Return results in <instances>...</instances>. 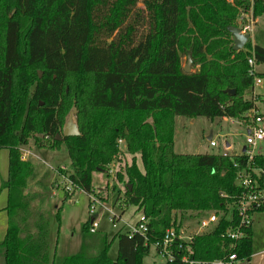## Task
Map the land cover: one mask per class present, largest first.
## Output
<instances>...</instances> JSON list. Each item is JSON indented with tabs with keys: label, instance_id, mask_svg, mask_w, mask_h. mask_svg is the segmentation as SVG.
I'll return each instance as SVG.
<instances>
[{
	"label": "trees",
	"instance_id": "obj_1",
	"mask_svg": "<svg viewBox=\"0 0 264 264\" xmlns=\"http://www.w3.org/2000/svg\"><path fill=\"white\" fill-rule=\"evenodd\" d=\"M248 12L263 15L264 0H0V148L7 150L0 264H143L149 251L138 233L116 231L89 243L87 219L79 226L78 250L66 256L49 248L44 218L34 214V233L24 230L32 208L23 189L33 168L20 159L19 147L30 138L37 148L65 147L67 178L84 193L93 171L106 173L120 154L129 155L120 212L132 206L148 219V242L180 224L183 212L225 214L163 264H184L180 256L187 251L202 260L223 254L220 235L236 223L234 177L245 155L175 153L173 118L240 120L252 108L245 94L258 74H248L246 59L264 65V46L247 40L234 51L227 31ZM70 109L78 135L64 137ZM254 158L262 164L261 155ZM61 208L54 213L57 232ZM112 240L115 260L107 255ZM229 251L247 263L249 228Z\"/></svg>",
	"mask_w": 264,
	"mask_h": 264
},
{
	"label": "rangeland",
	"instance_id": "obj_2",
	"mask_svg": "<svg viewBox=\"0 0 264 264\" xmlns=\"http://www.w3.org/2000/svg\"><path fill=\"white\" fill-rule=\"evenodd\" d=\"M234 23H235L234 27L238 28L242 34L248 35L247 40L249 41L250 45H253L255 41L257 42V44H259L261 37L264 36V14L253 17L251 16L250 12L239 13ZM59 56L60 57L62 56L61 52H59ZM183 65L184 62L182 61V66ZM39 73L40 72L37 71L38 75ZM261 87L263 88V85H261ZM252 91L254 92V89ZM260 100H264V98L260 96L258 101ZM71 111H72L71 109L68 110L65 116L66 118L68 117V114ZM260 114L264 117V111L263 112L260 111ZM261 121L264 122V118ZM261 121L259 123H261ZM214 125H216V122L214 120L209 121V119L207 120L205 118L198 117L194 120L192 124L189 125L186 124L185 128L183 129L184 134H182L180 138L185 142L186 141L194 142L201 137L202 130L206 131L208 128L210 129ZM235 126L234 125L227 126L226 123H221L220 131H222L221 134L222 133L228 134V136L225 139L233 143V149L235 151H238V147L242 145L244 140V131L238 125ZM217 135H219V138H216V140H217V144H219L218 146L220 147L218 149L219 151H221V146L223 145L222 140L224 138L220 134ZM123 145L124 143L122 144V146ZM32 146L36 147L33 144L32 139L30 138L28 139L26 145L20 146L19 148L28 151L27 148ZM218 149L211 147V150L214 152L218 151ZM253 152L254 153L264 152V143L262 145H260V143H257L253 148ZM41 154L45 157V158L41 157V159L46 169H45V174L41 179L39 185L36 186L38 187L36 190L38 194L37 193L35 194L39 196L41 201L44 200L42 204H44L43 209L46 211V217H44V219L47 223L45 228L47 227V231H48V236H47L48 246H50L49 248L52 249L57 256L70 255L77 251L80 244L79 226L86 219L88 220L87 198L84 192L77 189L75 190V187L72 186V190L69 192V195H67V200L70 199V201L63 202L62 198L65 192L63 186L68 185L67 180H65L66 179L65 176L67 177L68 174L70 173L69 161L65 147L63 145L59 146L58 149H54L50 152L43 151ZM130 158L131 157L125 153L120 154L118 161L116 163H110L111 165L108 166V169L111 168L112 172L110 173L108 172L107 175L106 173L101 171L92 172L90 178L91 188L96 190L94 191L95 192L94 194L100 196V199L104 204L106 210L101 208L97 211L98 226L96 228V232L90 236L89 243H91L92 241L96 243V240L100 238L102 235H105L107 240H109L116 231H121V232L125 231V227L124 225H122L123 222H127L128 224H133L135 221H137V219L140 216V213L135 211L132 206H128L121 213L120 206L117 204L118 201L119 200L121 201L122 199L124 185L126 184L125 175L122 174L123 166L130 162ZM58 165L60 166L58 167ZM117 171L121 172L120 178L115 177V172ZM57 173L63 174V177L58 176ZM50 174H53L54 176L52 180L49 178ZM49 181L53 183L54 186L53 184L49 183ZM38 204L39 203H35L33 205L37 206ZM59 205H62V208L60 212V224L57 232L56 221L54 218V213H55L54 206L57 207ZM109 212H112V214L114 215L113 221L109 219V217L113 218L111 213ZM182 214L185 215L182 217V222L186 223L187 227H192L196 217L195 216L192 217L191 216L192 214H190V212H183ZM115 215H119L118 220H115ZM189 215L191 217H187ZM252 229H253L252 250L253 252H255L259 247L264 245V212L257 213L254 216V223ZM97 244L89 248L88 252L90 254L96 252L98 248ZM109 244L110 245L107 250V255L111 260H115L116 241L112 240L110 241ZM142 263L162 264L159 257L155 256V254L153 253L152 248H149L147 254L144 255L142 259Z\"/></svg>",
	"mask_w": 264,
	"mask_h": 264
},
{
	"label": "built area",
	"instance_id": "obj_3",
	"mask_svg": "<svg viewBox=\"0 0 264 264\" xmlns=\"http://www.w3.org/2000/svg\"><path fill=\"white\" fill-rule=\"evenodd\" d=\"M246 63L248 66V74H252L254 72V62L252 58L248 57L246 59ZM258 83H260V79L254 76L253 84ZM245 115L248 114L246 113ZM248 116L252 118L253 125L250 127L249 132L244 136L246 149L243 151V154L245 155V161L243 166L237 168L234 177L235 185L240 188V193L234 204L236 223L231 229H227L220 235L221 239L226 241V246L223 248V254L217 258L202 260L192 257L190 251H187V253H182L180 256V261L184 264H241V262L236 259L235 253L233 251H229V249L231 250L234 247L235 242L246 235V229L250 227L252 222V215L264 206V154L261 155L253 152V148L257 143L264 142V129L258 125L262 120V117L256 115L255 113ZM122 142L123 141L120 139L117 140L119 148ZM209 145L214 146L215 142L210 140ZM27 155V151L19 148V157L21 160H27ZM255 155L262 156L261 165L255 162ZM110 165L111 164L107 165L106 173L112 172L111 168L108 169V166ZM234 165L236 166V164ZM57 175L63 177V174L57 173ZM65 178L68 185L63 186V189L67 196L74 185L66 176ZM94 191L96 190L91 188L89 192L84 193L87 198L89 233L95 232L98 226L97 211L101 208L105 209L100 196L94 194ZM66 201L68 202L70 199H66ZM117 204L120 206L121 201L119 200ZM109 213H111L113 217H109V219L113 221L114 215L112 212ZM190 214H192V217H196L192 227H187L186 223H183L182 220L180 224L176 221L175 224L171 223L167 228H165L162 235L158 239L151 242H148V236L146 235L148 232V227L146 225L148 219L141 213L137 221L133 224L123 222L122 225L125 227V231L123 232L128 235L138 233L143 236L145 242L144 244H146L148 248L153 249V253L155 256L159 257L163 264L165 262L172 261L175 255L182 250V247L185 252L186 250H189V244L194 236L209 232L213 229L219 217L225 216L223 212L214 210ZM191 216L189 215L187 217ZM118 219L119 215H115V220Z\"/></svg>",
	"mask_w": 264,
	"mask_h": 264
},
{
	"label": "crops",
	"instance_id": "obj_4",
	"mask_svg": "<svg viewBox=\"0 0 264 264\" xmlns=\"http://www.w3.org/2000/svg\"><path fill=\"white\" fill-rule=\"evenodd\" d=\"M254 42V41H253ZM253 44H257L255 41ZM261 46H264V36L261 37L259 44ZM194 68L193 70H195ZM254 72L257 73L258 75L256 76L258 79H260V83L258 84H253L250 88V90L247 91V95L245 96L246 99H250L253 102V106L250 110H248L246 113L248 115L255 113L256 115H259L264 118L261 114L260 111H264V100H259L260 96L264 98V65L263 64H254ZM259 76V77H258ZM263 85V88L261 87ZM262 88V89H261ZM254 89V93L252 90ZM259 104H258V103ZM245 113V114H246ZM244 118L240 119H233V118H228V117H216L212 120L216 122V125L212 126L210 129L208 128L206 131H201V137L197 139L194 142L191 141H183L181 140V135L183 133V129L185 128L186 124H192L194 120L198 117L194 118H187L184 116H174L173 118V136H172V142H173V151L175 153H208V154H216L220 153L222 155H237L240 153H243V151L246 149V145L243 143L240 147H238V151H235L233 149V143H231L229 140L225 139L228 134H221V123H226V125H238L241 127L244 131V136L249 132L250 127L253 125L252 118L250 116L245 115ZM199 118H205V117H199ZM207 119V118H205ZM208 120V119H207ZM209 120V121H212ZM264 129V122L261 121V123L258 124ZM236 127V126H235ZM218 130V131H217ZM223 136V145L221 146V151H219L218 148H220L217 144L216 138H219V135ZM213 140L215 142L214 146L209 145V141ZM264 142H260V145H262ZM61 146V145H60ZM124 146V145H123ZM122 146V143L120 144V148L124 149ZM211 147L217 148L218 151L214 152L211 150ZM210 148V149H209ZM28 155H27V161L31 164L33 168V174L32 176L27 180L26 187L23 189V193L30 199V205H32V211L29 212V220H26L24 230L28 231V233L33 234L34 233V227L32 225V217L33 215L37 214L40 218L46 217V211L43 209L42 204L44 200H40L39 196H37L35 193L37 188L36 186L39 185L41 179L43 178L45 174V166L43 164V161L41 159L45 158L41 153L43 151L50 152L52 150L44 149V148H37V147H28ZM256 154H264V152L256 153ZM69 161V160H68ZM138 162V161H137ZM62 165V164H60ZM58 165V167L60 166ZM42 168V169H41ZM53 169V168H51ZM51 171V170H50ZM49 172V171H48ZM92 175V173H91ZM7 176V150L4 148H0V183L1 181L5 180ZM49 178L52 180L54 178L53 174H50ZM54 181V180H53ZM49 183H51L49 181ZM53 184V183H51ZM54 186V184H53ZM100 188V187H99ZM38 194V193H37ZM39 203L37 206H34L33 204ZM6 206V190L5 189H0V241L4 238L6 228H7V213L5 210ZM35 210H34V209ZM56 208V206H54ZM264 210H258L252 215V222L249 227L250 231V239H251V255L249 257V260L245 264H264V245L259 247L255 252H253V242H252V227L254 223V216L257 213H262ZM260 219V218H259ZM96 232V230H95ZM90 233V234H94ZM81 240V236H80ZM48 241V240H47ZM80 245V244H79ZM79 248V247H78ZM78 250V249H77ZM75 253V252H74ZM73 254V253H72Z\"/></svg>",
	"mask_w": 264,
	"mask_h": 264
},
{
	"label": "water",
	"instance_id": "obj_5",
	"mask_svg": "<svg viewBox=\"0 0 264 264\" xmlns=\"http://www.w3.org/2000/svg\"><path fill=\"white\" fill-rule=\"evenodd\" d=\"M227 31L230 34L231 39H232V50L234 51L240 50L243 47L246 40L248 39V35L242 34L240 30L234 26H228ZM189 63H190V60L189 58H187L186 62L183 65L184 72H187L189 70ZM225 91L229 94L234 93L232 89H226ZM72 113L73 111L69 112L68 117L61 128V135L64 137L78 135L76 125L72 120ZM60 138H61L60 136H56V139L59 140Z\"/></svg>",
	"mask_w": 264,
	"mask_h": 264
}]
</instances>
